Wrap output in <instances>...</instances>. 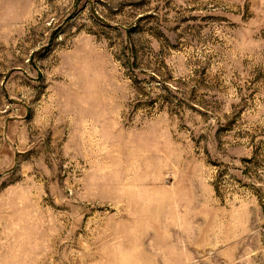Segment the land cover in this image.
I'll use <instances>...</instances> for the list:
<instances>
[{
    "label": "rangeland",
    "instance_id": "rangeland-1",
    "mask_svg": "<svg viewBox=\"0 0 264 264\" xmlns=\"http://www.w3.org/2000/svg\"><path fill=\"white\" fill-rule=\"evenodd\" d=\"M0 264H264V0H0Z\"/></svg>",
    "mask_w": 264,
    "mask_h": 264
}]
</instances>
